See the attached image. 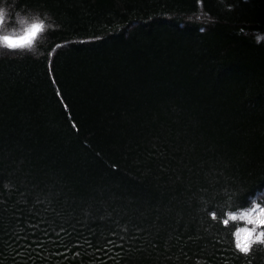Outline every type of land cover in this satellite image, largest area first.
<instances>
[{
	"label": "trees",
	"instance_id": "16d2710c",
	"mask_svg": "<svg viewBox=\"0 0 264 264\" xmlns=\"http://www.w3.org/2000/svg\"><path fill=\"white\" fill-rule=\"evenodd\" d=\"M9 2L0 264H264V0Z\"/></svg>",
	"mask_w": 264,
	"mask_h": 264
},
{
	"label": "clouds",
	"instance_id": "9594fccd",
	"mask_svg": "<svg viewBox=\"0 0 264 264\" xmlns=\"http://www.w3.org/2000/svg\"><path fill=\"white\" fill-rule=\"evenodd\" d=\"M54 28L55 25L49 22L47 14L42 17L39 12L16 9L9 0H0V48L31 50L41 33H46L49 29ZM203 30L201 29V31ZM262 41H264V35H257L256 43L259 44ZM243 215L235 217L241 219Z\"/></svg>",
	"mask_w": 264,
	"mask_h": 264
},
{
	"label": "snow or ice",
	"instance_id": "6c2138e0",
	"mask_svg": "<svg viewBox=\"0 0 264 264\" xmlns=\"http://www.w3.org/2000/svg\"><path fill=\"white\" fill-rule=\"evenodd\" d=\"M39 28V26H37ZM261 217H264V209H260L258 213L255 215L253 212L245 213L241 219L247 220L249 224H255L258 226H264V219H261ZM232 220L237 219L235 216L231 217ZM225 224L228 223L227 220L224 221ZM256 234V228L248 229L243 228L240 232L237 233V247L240 248V250L244 253L249 252L250 246L255 241H262L264 239V231L259 232L258 235ZM255 235V241H253V236Z\"/></svg>",
	"mask_w": 264,
	"mask_h": 264
}]
</instances>
